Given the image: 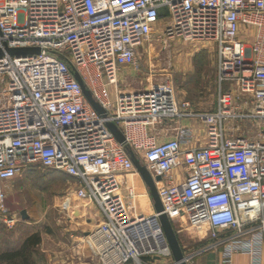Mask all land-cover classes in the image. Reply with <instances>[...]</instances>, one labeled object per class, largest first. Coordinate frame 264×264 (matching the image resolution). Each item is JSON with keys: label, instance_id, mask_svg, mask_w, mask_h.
Listing matches in <instances>:
<instances>
[{"label": "built area", "instance_id": "1", "mask_svg": "<svg viewBox=\"0 0 264 264\" xmlns=\"http://www.w3.org/2000/svg\"><path fill=\"white\" fill-rule=\"evenodd\" d=\"M163 19L171 38L214 43L213 110L194 108L169 82L120 88L121 67L139 66V47ZM24 47L40 52L7 51ZM0 49V217L8 226L18 217L6 183L37 165L71 176V195L96 207L101 220L86 242L98 264H178L134 151L172 223L202 203L211 230L233 232L216 264H235L236 254L264 264V0H0ZM235 118L254 120L259 137L230 135ZM186 120L202 128L203 144L192 145L201 136ZM171 126L173 136L161 140ZM80 208L66 206L70 215ZM216 246L182 247L187 264Z\"/></svg>", "mask_w": 264, "mask_h": 264}, {"label": "rangeland", "instance_id": "2", "mask_svg": "<svg viewBox=\"0 0 264 264\" xmlns=\"http://www.w3.org/2000/svg\"><path fill=\"white\" fill-rule=\"evenodd\" d=\"M166 22L159 20L150 39L139 47V66L127 65L119 73L120 88L146 89L155 83L169 82L178 97L190 100L194 108L213 110L218 92L214 43L171 38L163 32ZM111 93V98H114V91ZM238 111L243 112L242 109ZM228 125L235 129L230 135L251 139L260 135L256 122L249 118H235ZM135 156L145 166L144 160ZM14 179L6 190L7 204L18 221L10 227L0 217V253L19 247L31 234H39L41 242L32 255L33 264H98L87 242L82 254L78 252L80 249L75 248L81 239L87 240L84 228L89 224L84 210L86 202L71 195L74 180L37 165L29 166ZM137 182L144 190L138 179ZM141 203L147 211L151 210L147 196L141 197ZM70 205H80L81 210L70 215L66 210V206ZM22 210L28 212V219L22 218ZM173 226L187 252L217 243L216 247L196 256L194 260L197 263H206L207 253L218 257L223 248L221 240L231 236L228 230L215 233L209 228L202 203L187 206ZM0 264L5 262L0 261Z\"/></svg>", "mask_w": 264, "mask_h": 264}, {"label": "water", "instance_id": "3", "mask_svg": "<svg viewBox=\"0 0 264 264\" xmlns=\"http://www.w3.org/2000/svg\"><path fill=\"white\" fill-rule=\"evenodd\" d=\"M7 51H8V53L13 54V55H21V54L24 55L27 53H39L40 48L39 47L8 48ZM2 53H3V51L0 49V55ZM76 78L79 81V83L81 84L83 91H84L87 99L89 100V102L92 104V106L97 111L104 114V112H105L104 108L93 97L90 90L85 86V83H84V81H83V79L79 73H76ZM109 127L112 130V132L114 133V135L116 136V138L118 139V141L125 144L126 139H125L123 132L120 130V128L114 123H110ZM130 153L134 159V163H135L136 168L138 169L143 180L145 181V183L147 184V186L149 188V192H150V195H151V198L153 201L154 208L158 213H160L159 219H160V222L163 226V229H164V232H165L166 237L168 239L169 245L172 249L175 260L178 262V264H187L183 248L181 246L179 237L175 231L173 223L170 220V218L167 216V214L162 213V211H163L162 202H161L160 196L158 194V189H157V186H156V183H155V180H154L152 174L147 170V168L145 166H143L139 162V160L136 158L133 151H130ZM156 179L160 180L161 177L157 176ZM21 214H22L23 219L29 218V214L26 210H22Z\"/></svg>", "mask_w": 264, "mask_h": 264}, {"label": "crops", "instance_id": "4", "mask_svg": "<svg viewBox=\"0 0 264 264\" xmlns=\"http://www.w3.org/2000/svg\"><path fill=\"white\" fill-rule=\"evenodd\" d=\"M126 66L127 65H124L121 67L120 74H121V72H123V70L126 69ZM216 75H217V58H216ZM185 124H189V125H193L194 127H197L198 128V129L196 128L197 133L201 136V142L200 143L194 142V144H192V145L196 146L198 144H203L204 143V132H203L202 128L199 126V124L194 120H186ZM172 127L173 126L170 127V129H171L170 131H167L166 133H164V136L161 138V140H165V139L173 136L174 131L172 130ZM14 180L15 179H12L6 183V190L8 187H10L13 184ZM6 193H7V191H6ZM78 206H80V205H78ZM84 210L86 213L85 214L86 215V222H87V224H89L88 227L84 228L85 229L84 234L87 235L88 231L91 230L93 228V226H95L101 220V217L99 216V214L97 213V210L92 205H87V207ZM232 235H233V232H232L231 236ZM84 239H81V242L77 243L78 245L75 247L76 249H80V251L78 250V252L79 253L81 252V254L84 252L83 247L86 246V240H84ZM82 241H84V243H82ZM219 261H220V255L218 257L215 256L214 254H211L209 256V254L207 253L206 263H201V264H216V263H219ZM250 262H251V257L249 255L236 254L234 256V263L235 264H249Z\"/></svg>", "mask_w": 264, "mask_h": 264}, {"label": "trees", "instance_id": "5", "mask_svg": "<svg viewBox=\"0 0 264 264\" xmlns=\"http://www.w3.org/2000/svg\"><path fill=\"white\" fill-rule=\"evenodd\" d=\"M55 173L63 174L72 178L71 176L52 169ZM232 234L231 230H228ZM180 240V239H179ZM41 242V236L39 234H31L27 236L19 247L7 249L0 253V261L5 262V264H33L32 255L35 251V247Z\"/></svg>", "mask_w": 264, "mask_h": 264}, {"label": "bare ground", "instance_id": "6", "mask_svg": "<svg viewBox=\"0 0 264 264\" xmlns=\"http://www.w3.org/2000/svg\"><path fill=\"white\" fill-rule=\"evenodd\" d=\"M82 208H83V206H82ZM84 209V208H83Z\"/></svg>", "mask_w": 264, "mask_h": 264}]
</instances>
